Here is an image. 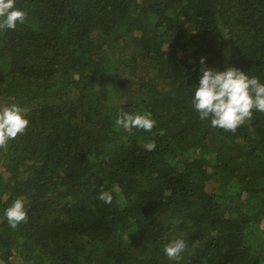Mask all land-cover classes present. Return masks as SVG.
Masks as SVG:
<instances>
[{
	"label": "trees",
	"instance_id": "16d2710c",
	"mask_svg": "<svg viewBox=\"0 0 264 264\" xmlns=\"http://www.w3.org/2000/svg\"><path fill=\"white\" fill-rule=\"evenodd\" d=\"M16 5L28 15L0 30V106L29 123L0 146V264H264V113L213 128L188 90L201 56L264 82V0ZM121 109L153 129L117 127ZM18 196L28 218L12 229Z\"/></svg>",
	"mask_w": 264,
	"mask_h": 264
},
{
	"label": "clouds",
	"instance_id": "9594fccd",
	"mask_svg": "<svg viewBox=\"0 0 264 264\" xmlns=\"http://www.w3.org/2000/svg\"><path fill=\"white\" fill-rule=\"evenodd\" d=\"M28 13L16 5V0H0V30L15 29L26 21ZM202 66L198 82L188 86L191 94V105L201 120L209 121L213 128L235 131L246 120L253 116V112L264 113V82L256 75H249L248 71L223 65L221 68L209 67L206 57L198 60ZM27 109L16 103L0 106V146L10 140L23 135L28 126ZM155 120L150 112H130L120 110L115 125L124 129H137L150 132ZM156 147L154 141L145 145L151 151ZM99 199L106 204L112 202V194L107 191L99 193ZM8 226L15 229L20 223L26 222L27 208L25 198H14L2 213ZM186 248V241L182 236L172 239L164 247V252L170 260L179 261L181 253Z\"/></svg>",
	"mask_w": 264,
	"mask_h": 264
}]
</instances>
